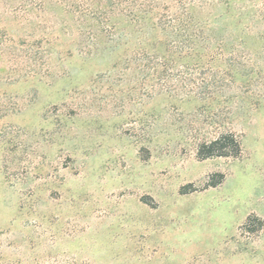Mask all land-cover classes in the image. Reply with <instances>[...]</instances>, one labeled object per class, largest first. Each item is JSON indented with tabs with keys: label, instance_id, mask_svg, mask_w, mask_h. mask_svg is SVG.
<instances>
[{
	"label": "rangeland",
	"instance_id": "obj_1",
	"mask_svg": "<svg viewBox=\"0 0 264 264\" xmlns=\"http://www.w3.org/2000/svg\"><path fill=\"white\" fill-rule=\"evenodd\" d=\"M84 1L0 0V264H264V39L248 85L161 86ZM220 1L264 32V0ZM223 131L239 155L199 159Z\"/></svg>",
	"mask_w": 264,
	"mask_h": 264
},
{
	"label": "trees",
	"instance_id": "obj_2",
	"mask_svg": "<svg viewBox=\"0 0 264 264\" xmlns=\"http://www.w3.org/2000/svg\"><path fill=\"white\" fill-rule=\"evenodd\" d=\"M226 2L92 0L85 2L80 12L95 24L90 37L100 42L106 38L131 42L134 52L127 68L145 73L149 81H159L162 86L174 76L179 89H234L239 81L250 82L249 77H243L241 59L245 53L240 48L255 56V42L263 41L264 32L252 34L230 23V16L236 13L230 4L227 13ZM179 66L188 70L187 76L180 71L173 74ZM240 151L235 134L223 131L200 141L196 154L199 159L236 157ZM251 218L249 214L247 222Z\"/></svg>",
	"mask_w": 264,
	"mask_h": 264
}]
</instances>
